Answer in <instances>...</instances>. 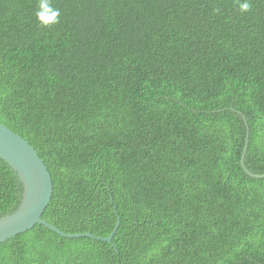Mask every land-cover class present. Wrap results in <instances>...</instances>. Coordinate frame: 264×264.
<instances>
[{
	"label": "trees",
	"instance_id": "1",
	"mask_svg": "<svg viewBox=\"0 0 264 264\" xmlns=\"http://www.w3.org/2000/svg\"><path fill=\"white\" fill-rule=\"evenodd\" d=\"M51 2L0 0V123L51 174L42 218L99 238L36 224L0 264H264V0ZM21 197L0 158V218Z\"/></svg>",
	"mask_w": 264,
	"mask_h": 264
},
{
	"label": "water",
	"instance_id": "2",
	"mask_svg": "<svg viewBox=\"0 0 264 264\" xmlns=\"http://www.w3.org/2000/svg\"><path fill=\"white\" fill-rule=\"evenodd\" d=\"M0 158L12 167L22 185V197L19 205L14 212L0 218V243L31 229L36 224L43 225L64 237L99 238L88 232L66 233L42 218L53 194L51 174L35 148L2 123H0ZM245 170L251 176L264 177V174H253L247 169ZM118 226L119 221L112 233L101 239L107 242L112 241Z\"/></svg>",
	"mask_w": 264,
	"mask_h": 264
},
{
	"label": "clouds",
	"instance_id": "3",
	"mask_svg": "<svg viewBox=\"0 0 264 264\" xmlns=\"http://www.w3.org/2000/svg\"><path fill=\"white\" fill-rule=\"evenodd\" d=\"M251 5L248 0L239 3V10L247 12ZM39 8L41 11L36 12L37 20L43 27H48L59 22L60 11L52 7L51 0H39Z\"/></svg>",
	"mask_w": 264,
	"mask_h": 264
}]
</instances>
